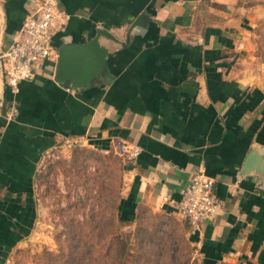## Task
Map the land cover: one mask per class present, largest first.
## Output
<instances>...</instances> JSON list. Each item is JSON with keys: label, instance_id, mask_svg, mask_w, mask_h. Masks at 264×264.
Returning <instances> with one entry per match:
<instances>
[{"label": "crops", "instance_id": "crops-1", "mask_svg": "<svg viewBox=\"0 0 264 264\" xmlns=\"http://www.w3.org/2000/svg\"><path fill=\"white\" fill-rule=\"evenodd\" d=\"M67 15L59 47L99 29L106 71L82 88L55 80L46 62L12 91L0 65V264L33 233L37 172L45 153L77 141L126 161L118 215L141 208L179 214L190 175L215 178L219 207L201 232L189 226L198 264H264V85L245 61L259 8L249 0H59ZM34 0H0V52ZM16 113L8 119L6 110ZM252 150L257 155L245 169Z\"/></svg>", "mask_w": 264, "mask_h": 264}, {"label": "rangeland", "instance_id": "rangeland-1", "mask_svg": "<svg viewBox=\"0 0 264 264\" xmlns=\"http://www.w3.org/2000/svg\"><path fill=\"white\" fill-rule=\"evenodd\" d=\"M249 4L259 11L245 63L264 85V0ZM38 169L39 218L6 264H198L181 215L141 208L133 221L119 220L128 182L122 155L62 141Z\"/></svg>", "mask_w": 264, "mask_h": 264}, {"label": "built area", "instance_id": "built-area-1", "mask_svg": "<svg viewBox=\"0 0 264 264\" xmlns=\"http://www.w3.org/2000/svg\"><path fill=\"white\" fill-rule=\"evenodd\" d=\"M34 1V10L28 14L13 41L0 52L5 84L14 92L21 81L35 78L46 62L56 65L59 61V50L53 44V36L64 28L67 15L60 8L59 0ZM16 110L11 105L5 116L12 119ZM115 144L119 153L129 159L137 157L141 152L140 146L122 140H117ZM215 181L203 169L197 170L190 175L182 193L178 203L179 214L194 232H201L203 224L219 207L214 192Z\"/></svg>", "mask_w": 264, "mask_h": 264}, {"label": "water", "instance_id": "water-1", "mask_svg": "<svg viewBox=\"0 0 264 264\" xmlns=\"http://www.w3.org/2000/svg\"><path fill=\"white\" fill-rule=\"evenodd\" d=\"M102 35L115 38L107 30L99 29L97 34L87 42L60 46L55 80L61 84H70L75 88H82L96 81L106 71L109 55L108 47L100 42ZM0 65L4 77L1 60ZM3 104L4 97H1L0 111ZM256 155L255 150L250 152L245 169L251 166Z\"/></svg>", "mask_w": 264, "mask_h": 264}, {"label": "trees", "instance_id": "trees-1", "mask_svg": "<svg viewBox=\"0 0 264 264\" xmlns=\"http://www.w3.org/2000/svg\"><path fill=\"white\" fill-rule=\"evenodd\" d=\"M119 210H120V204H119V206H118V212H119ZM119 216V220L120 221H123V222H131V221H133L134 219H136L137 218V216H136V218H131V217H127V215H118Z\"/></svg>", "mask_w": 264, "mask_h": 264}]
</instances>
